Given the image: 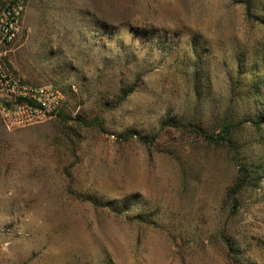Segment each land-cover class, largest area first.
<instances>
[{
	"label": "rangeland",
	"instance_id": "rangeland-1",
	"mask_svg": "<svg viewBox=\"0 0 264 264\" xmlns=\"http://www.w3.org/2000/svg\"><path fill=\"white\" fill-rule=\"evenodd\" d=\"M248 6L25 0L5 66L65 99L9 129L0 96V264H231L224 237L264 264V0Z\"/></svg>",
	"mask_w": 264,
	"mask_h": 264
},
{
	"label": "built area",
	"instance_id": "built-area-1",
	"mask_svg": "<svg viewBox=\"0 0 264 264\" xmlns=\"http://www.w3.org/2000/svg\"><path fill=\"white\" fill-rule=\"evenodd\" d=\"M25 0H13L0 14V96L5 98L1 116L9 129L30 126L57 116L64 93L53 85L21 80L4 63V46L22 32Z\"/></svg>",
	"mask_w": 264,
	"mask_h": 264
},
{
	"label": "trees",
	"instance_id": "trees-1",
	"mask_svg": "<svg viewBox=\"0 0 264 264\" xmlns=\"http://www.w3.org/2000/svg\"><path fill=\"white\" fill-rule=\"evenodd\" d=\"M248 5H249L248 6V11L250 13L251 0H248ZM134 89H135L134 87H130V89L127 90V92H126V90H123L122 92H124V94H123V97L121 99L125 98V96L127 94L132 93L134 91ZM252 123L256 127L261 128L263 126V124H264V118H262V117L253 118L252 119ZM233 126H234V123H228V124L223 126V129L221 130L222 131L221 132L222 135L220 136V137H223V139L220 138L221 140L225 141L228 138V135H231V133L233 132L232 131ZM195 128H196V131H201V129L203 130V128H200V126H198V125H195ZM206 134L207 135H205V137L209 141H211V142H219L220 141V139L215 137V133L210 132V131L209 132L206 131ZM144 142L146 143V141H144ZM242 186H243V184L242 185L240 183L236 184V187L231 189L230 196L231 197H235V194L238 193L239 189ZM94 203L97 204V201H94ZM224 241H225L226 247L228 248L229 253L233 254V256H234V259L232 260L231 264H239L238 259H237V251H236V249L232 246V244L230 243L229 239H227L226 237H224Z\"/></svg>",
	"mask_w": 264,
	"mask_h": 264
}]
</instances>
